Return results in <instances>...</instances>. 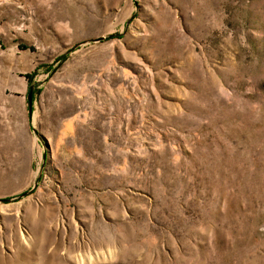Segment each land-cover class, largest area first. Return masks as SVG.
I'll return each mask as SVG.
<instances>
[{
	"label": "rangeland",
	"instance_id": "rangeland-1",
	"mask_svg": "<svg viewBox=\"0 0 264 264\" xmlns=\"http://www.w3.org/2000/svg\"><path fill=\"white\" fill-rule=\"evenodd\" d=\"M0 264H264V0H0Z\"/></svg>",
	"mask_w": 264,
	"mask_h": 264
}]
</instances>
